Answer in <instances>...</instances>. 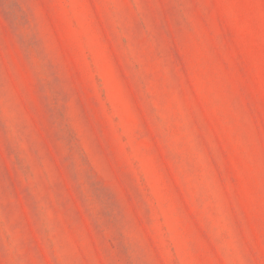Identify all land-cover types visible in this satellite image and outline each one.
Masks as SVG:
<instances>
[{
	"label": "rangeland",
	"instance_id": "1",
	"mask_svg": "<svg viewBox=\"0 0 264 264\" xmlns=\"http://www.w3.org/2000/svg\"><path fill=\"white\" fill-rule=\"evenodd\" d=\"M0 264H264V0H0Z\"/></svg>",
	"mask_w": 264,
	"mask_h": 264
}]
</instances>
